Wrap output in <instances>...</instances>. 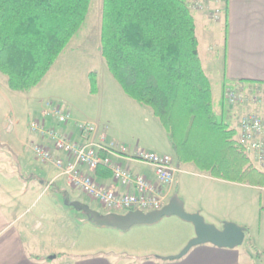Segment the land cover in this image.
<instances>
[{"label":"crops","instance_id":"crops-1","mask_svg":"<svg viewBox=\"0 0 264 264\" xmlns=\"http://www.w3.org/2000/svg\"><path fill=\"white\" fill-rule=\"evenodd\" d=\"M216 8L221 9V14L214 20L211 12ZM193 13L197 24L200 56L213 85L215 103L222 108L217 112L235 128L238 127L241 115L248 111H259L264 118V109L260 106L232 105L227 99L224 101L225 90L234 85L243 87L248 92H261L264 96V0H209L204 3L202 9H196ZM116 82L113 79L108 80L100 115L88 119L97 127L90 138L107 143L116 142L130 151L143 148L168 153L176 158L168 132L160 120L148 107L130 98ZM103 91L99 88L96 95H101ZM105 102L108 104L105 105ZM105 106L112 111H105ZM114 107L118 109L116 112ZM41 109L40 103L32 105L33 112ZM114 112L120 126L115 133L111 127ZM105 114L112 115L106 118ZM47 125L77 141L89 138L88 135L81 133L76 123L61 124L55 118H49ZM136 127L141 128L140 135L130 139L126 137L125 131V138L122 137L123 128ZM29 137V141L37 140L34 136ZM40 141L41 138L37 142ZM17 142L20 149L15 152L16 156L11 154L14 157V168L9 174L19 173L22 182L11 184L1 168L3 164H0V264H254L257 260L264 262V256H257L247 244V240L251 238L258 251L264 253V186L215 178L201 172L197 167L188 171L185 179L180 178V173L178 174L171 191L172 195L177 191L183 198L187 211L200 212L206 221L219 228L223 227L225 221H233L247 227L243 245L223 248L205 243L193 247L182 258L164 260L156 259L154 256L164 258L176 255L190 238L175 247L154 248L130 255L121 251L69 248L67 243L71 238L68 235L62 240L61 233L52 232L54 228L58 232H63L59 221L56 224L46 221L48 226H45L42 221L36 222L35 218L28 217L23 208L25 200H32L40 193L39 197H47L45 202L51 208L68 213L67 208L70 204L67 195L75 201L81 190L70 184L68 178L56 166L32 158L26 150V138L21 141L18 137ZM249 155L253 164L264 172V161L258 158L256 150H250ZM115 159L136 172L154 176L153 169L146 164L116 156ZM19 164H24L29 170L36 172L24 173L20 168H16ZM183 165L187 164H182L181 167ZM22 174L25 177L37 176L39 179L27 180L21 176ZM91 174L100 183L114 184L111 171L103 166ZM52 183L59 190H53ZM49 228L50 230H47ZM192 236H195V233ZM79 243L80 240L76 239L73 247H78Z\"/></svg>","mask_w":264,"mask_h":264},{"label":"trees","instance_id":"trees-1","mask_svg":"<svg viewBox=\"0 0 264 264\" xmlns=\"http://www.w3.org/2000/svg\"><path fill=\"white\" fill-rule=\"evenodd\" d=\"M91 3L0 0V71L11 89L29 92L44 80L82 28ZM193 11L191 0H104L102 55L125 93L160 120L179 164L192 163L215 178L264 186V172L253 164L237 128L216 110ZM90 81L95 94L94 72ZM0 147L7 148L1 141ZM67 198L71 205L74 200ZM247 244L264 255L251 238Z\"/></svg>","mask_w":264,"mask_h":264},{"label":"rangeland","instance_id":"rangeland-1","mask_svg":"<svg viewBox=\"0 0 264 264\" xmlns=\"http://www.w3.org/2000/svg\"><path fill=\"white\" fill-rule=\"evenodd\" d=\"M103 1L92 0L89 13L82 28L60 55L44 80L31 91L22 92L11 89L7 82V76L0 71V141L7 148L9 146V148L17 152L20 149V144L17 142L18 137L21 138V141L26 138V150L32 158L39 161L33 151V144L38 143L40 136L31 130L30 122L42 118L43 112L48 110L45 104L46 101L62 102L63 110L70 113V121H68L70 124L76 123L78 125L79 122H85L89 118L100 115V109H102L104 101L103 93L107 90L108 80L117 81L109 71L101 52ZM204 54L203 51V56L206 60ZM91 72H94L97 76L98 89L104 90L101 95L91 92ZM216 92L215 86V94ZM105 100H108V98H105ZM37 103L41 104L42 109L41 111L33 112L32 105ZM105 103V105L108 104L107 102ZM260 107L264 109V96ZM216 109L220 112L222 108L217 104ZM114 110L116 112L118 109L114 107ZM105 111L111 112L112 110L106 107ZM115 112L114 121L111 125L114 133L118 132L120 128ZM108 115L112 114H105L104 116L107 118ZM130 121L135 122L134 120ZM140 129V127L123 128L122 132L124 134L122 137L125 138L126 131V137L133 139L134 136L140 135ZM29 136H34L37 140L29 141ZM7 148L0 147V164H3L1 168L7 178L10 179L9 182L15 185V182L19 183L22 180L19 173L9 174L14 168V157ZM17 166L16 168H20L24 173L36 172L26 168L24 164ZM195 168L196 166L192 163L183 165L180 178L185 179L188 171H192ZM185 184L186 181L184 180ZM80 193L77 200L89 203L93 208L101 212H107L100 202L91 199L82 191ZM39 195L40 193H37L34 199L25 200L23 212H26L28 217L35 218L36 222L42 221L45 226H48L46 221L54 222V224L59 221L63 232H58L56 228L52 232L61 233L62 236L60 238L62 240L67 238L68 235L71 238L67 243L69 248L121 251L126 255H130L132 253L146 252L154 248L167 249L175 247L188 238L192 239L194 237L192 236L195 233L194 225L176 215L165 216L155 224H138L129 230H121L115 227H101L94 224L88 219L87 214L83 210H79L73 205L67 208L68 213L62 212L57 208H51L45 202L47 197H39ZM179 197L183 200L180 195ZM47 230H50V228ZM75 238L80 240L78 247H73ZM256 255L260 256L257 253ZM254 264H264V262L257 260Z\"/></svg>","mask_w":264,"mask_h":264},{"label":"built area","instance_id":"built-area-1","mask_svg":"<svg viewBox=\"0 0 264 264\" xmlns=\"http://www.w3.org/2000/svg\"><path fill=\"white\" fill-rule=\"evenodd\" d=\"M207 1L191 0L192 8L202 9ZM220 14L221 9L216 8L211 17L217 20ZM225 97L232 105L259 107L263 103L261 92H248L237 85L227 87ZM45 104L48 110L43 112L42 118L30 122L31 130L42 139L33 144V151L39 160L59 168L70 184L100 202L107 212H150L163 208L169 202L177 176L182 172L173 155L143 148L130 151L116 142L91 139L97 127L89 121L78 123L81 133L89 138L74 140L47 125V118H55L61 124L68 123L70 113L63 110V103L49 100ZM237 130L239 141L248 151L256 150L258 158L264 161V118L261 112L251 110L242 114ZM115 156L148 165L153 169L154 176L128 168ZM100 166L111 171L114 184L100 183L91 174Z\"/></svg>","mask_w":264,"mask_h":264},{"label":"water","instance_id":"water-1","mask_svg":"<svg viewBox=\"0 0 264 264\" xmlns=\"http://www.w3.org/2000/svg\"><path fill=\"white\" fill-rule=\"evenodd\" d=\"M70 203V202H68ZM79 210H83L90 221L101 227H115L121 230H129L138 224H155L165 216L176 215L195 227V236L189 240L185 247L176 255L164 257V259H179L185 256L193 247L211 243L223 248H236L244 244L247 235V227L233 221H225L219 228L206 221L200 212H189L185 208L183 200L175 193L169 202L161 209L143 212L132 210L128 213L101 212L93 208L89 203L80 200L71 202Z\"/></svg>","mask_w":264,"mask_h":264}]
</instances>
